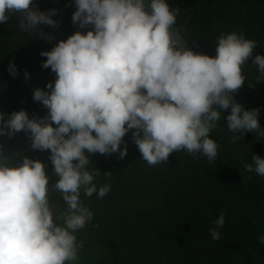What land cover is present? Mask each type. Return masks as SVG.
Segmentation results:
<instances>
[{
	"label": "clouds",
	"instance_id": "1",
	"mask_svg": "<svg viewBox=\"0 0 264 264\" xmlns=\"http://www.w3.org/2000/svg\"><path fill=\"white\" fill-rule=\"evenodd\" d=\"M73 24L79 29L40 55L54 82L33 90V100L47 115L25 109L0 112V137L24 132L33 150L49 152L55 183L47 165L24 156L18 164L0 144V264H81L83 241L78 233L93 220L83 200L102 199L111 185L97 187V170L89 156L128 155L124 137L141 158L155 166L179 151L218 156L211 133L223 120L232 142L249 132L264 137L261 108L245 109L231 94L248 81L251 60L255 83L264 82V54L257 41L236 32L217 38L215 55L185 47L173 28L179 9L168 0H71ZM19 14L21 33L51 42L41 26L59 28L56 8L40 10L35 0H0V24ZM8 72L16 78L15 61ZM26 80L31 73L24 72ZM252 86V82L248 81ZM124 145L122 148L121 145ZM244 171L264 178V157L254 152ZM58 194L53 201L52 196ZM221 213L210 229L221 239ZM264 245V235L258 237Z\"/></svg>",
	"mask_w": 264,
	"mask_h": 264
},
{
	"label": "trees",
	"instance_id": "2",
	"mask_svg": "<svg viewBox=\"0 0 264 264\" xmlns=\"http://www.w3.org/2000/svg\"><path fill=\"white\" fill-rule=\"evenodd\" d=\"M222 4L223 0H208L204 7L196 8V14L214 16L213 11H220ZM229 8L234 9V4ZM218 16L211 24L221 32L222 18ZM185 37L189 39V35ZM191 42L197 52L209 49L197 37ZM42 62L34 65L39 70L37 79L31 78L32 83L31 79L26 80L22 91L28 88L33 95L34 89L54 82L55 73L44 69ZM243 93L248 103L264 102V87L258 93L253 83H246L237 94L242 100ZM23 99L25 103H18V107L27 111L32 103H38ZM6 100L1 99L0 104L10 101ZM41 106L45 108L38 103L35 109L41 112ZM260 108L264 119V103ZM0 109L8 113L12 110ZM43 112L47 115V109ZM232 136L221 120L211 133L218 144L214 161L183 150L155 166L144 161L139 150L130 148L124 159L119 153L89 156L90 170L99 172L94 181L97 187L110 184L111 191L102 199L95 194H82L94 218L83 229V235L78 233L83 241L81 264H264V245L258 241L264 235V178L244 171V164L251 162L254 152L264 157V151L248 134L236 143ZM128 139L132 140V136L128 135ZM15 152L43 161L52 176L50 183H55L49 152L31 147L17 148ZM197 189L202 194L199 198H195ZM52 197L56 200L58 194ZM221 213L225 215L221 239L213 241L210 229L215 225L211 220L215 221ZM126 236L129 241L123 244L121 238Z\"/></svg>",
	"mask_w": 264,
	"mask_h": 264
},
{
	"label": "flooded vegetation",
	"instance_id": "3",
	"mask_svg": "<svg viewBox=\"0 0 264 264\" xmlns=\"http://www.w3.org/2000/svg\"><path fill=\"white\" fill-rule=\"evenodd\" d=\"M207 1L208 0H168L171 8L179 9L176 25L184 36L189 35V39L187 40L191 45V39L197 37L202 44L204 43L206 47L209 46L207 51L209 55H215L217 38L222 32H236L238 34H243L248 39L257 41L255 52L264 54V0H223L220 11H213L214 16L209 14L207 18H204L196 14V8L201 9L207 4ZM231 3L234 4V9L229 8ZM35 5L42 11H47L52 8L59 10V15L54 17L60 23L59 28L41 26L44 32L50 33L55 37L51 42L39 39L38 36L35 35L21 33L18 28L19 14H13L12 18L6 24H0V100L3 98L10 100L8 102L12 103L11 107H13L11 112L21 110L20 106L18 107V103H25L23 97L26 99V102L33 101V95L29 93L28 88L22 91V88H24L26 84L24 72H30L31 78L37 79L39 70L36 66L34 67V65L46 59L40 55L41 51L51 50L59 40L67 39L77 30L85 32L88 30L87 28L79 29L78 24H73L72 14L75 11V5L71 3V0H35ZM218 15L222 18L220 19L222 21L221 32L211 24L212 20L216 19L215 17H219ZM207 52L202 51L200 53L207 54ZM11 61H15L16 65L19 67V75L16 78H13L8 72V65ZM244 71L248 81L253 83L255 91L258 93L261 92L264 87V82L255 83L256 70L255 66L251 65V60L245 66ZM33 72H36L35 75ZM248 81H246V83H248ZM241 89L236 94H238ZM9 92H12L13 95L8 94ZM28 96L31 97V99L26 98ZM242 97L243 101L247 102V95L243 93ZM263 103V101L259 100V103L252 104L251 102H247V105L250 109H254L260 108ZM37 105L38 103H32L30 105V110L28 111L30 116H44L42 114V116L38 115L39 111L35 109ZM2 112L6 114V118L7 114L11 113L6 112V110ZM259 119L264 123L263 117L260 116ZM128 135L132 136V133L129 132L124 137V140L127 142V147L134 151H138L133 140L128 139ZM13 138L14 137L9 138L8 136L3 138L0 137V144L3 145L5 156H11V162L13 164H18L23 159V156L20 152L17 153L15 151H17V148L23 150L30 147V141H26L23 146L19 147L18 141H14L15 138ZM10 139H12V141H10ZM196 192L197 196L195 198H199L202 195L200 189H197ZM52 200L55 201L53 197ZM175 202L177 201L173 200V203ZM211 221L214 222V220ZM212 226L213 225H209V228ZM83 231L84 230H81V235H83ZM221 231L222 229H220V232ZM121 240L122 242L129 241V237H122ZM123 244L125 243L123 242ZM206 255L207 253L203 254V258H206Z\"/></svg>",
	"mask_w": 264,
	"mask_h": 264
},
{
	"label": "water",
	"instance_id": "4",
	"mask_svg": "<svg viewBox=\"0 0 264 264\" xmlns=\"http://www.w3.org/2000/svg\"><path fill=\"white\" fill-rule=\"evenodd\" d=\"M173 28H174V29L176 30V32L179 34V38H180V40L182 41V44H183L185 47L191 48V49H193V50L196 51V49H195V48H194V47L188 42V40H187V39L185 38V36L182 34V32L180 31L179 27H178L177 25H174ZM230 95L233 96V99H234L236 102H238V103H240L241 105H243L245 109H249V110H251L250 107H249V106H248V105H247L242 99H240V98L237 96L236 93H235V94H231V93H230ZM259 120H260L261 128L264 129V123H263V121H262L261 119H259ZM248 135H250L251 138L254 140V142H255L256 144H258L259 147L264 151V137H260V136H258L256 132H249Z\"/></svg>",
	"mask_w": 264,
	"mask_h": 264
},
{
	"label": "rangeland",
	"instance_id": "5",
	"mask_svg": "<svg viewBox=\"0 0 264 264\" xmlns=\"http://www.w3.org/2000/svg\"><path fill=\"white\" fill-rule=\"evenodd\" d=\"M39 87H40V85H39ZM28 99H31V97H29L28 96ZM11 105H12V103H7V104H5V105H1L0 104V108H4V109H9V108H13V107H11ZM40 109H42V110H40L41 112H39L40 114H44V109H46V108H42V106H41V108ZM2 111V109H0V112ZM15 140H17L18 141V143H19V147L20 146H23V144L24 143H26V141H30L29 142V145H30V147H31V140L29 139V136L26 134V133H24V132H20V133H17V137L15 138ZM158 178H156L155 180H154V182L155 183H157L156 182V180H157ZM151 181V180H150ZM146 182H148V180H146ZM157 185V184H156Z\"/></svg>",
	"mask_w": 264,
	"mask_h": 264
}]
</instances>
